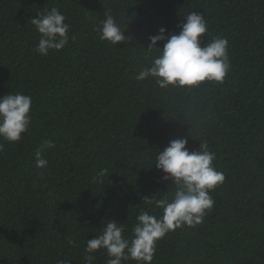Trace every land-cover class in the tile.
<instances>
[{"label": "trees", "instance_id": "16d2710c", "mask_svg": "<svg viewBox=\"0 0 264 264\" xmlns=\"http://www.w3.org/2000/svg\"><path fill=\"white\" fill-rule=\"evenodd\" d=\"M53 7L69 41L42 56L31 19ZM105 10L127 43L99 38ZM191 11L207 23L202 45L228 41L223 82L137 81L157 54L146 55L149 37L178 34ZM9 93L31 96L32 120L20 141L0 140V264H86L87 240L110 220L130 238L140 211L161 215L144 197L171 198L153 161L180 137L189 149L206 143L225 180L203 222L158 240L151 264H264V0H0V97Z\"/></svg>", "mask_w": 264, "mask_h": 264}, {"label": "clouds", "instance_id": "9594fccd", "mask_svg": "<svg viewBox=\"0 0 264 264\" xmlns=\"http://www.w3.org/2000/svg\"><path fill=\"white\" fill-rule=\"evenodd\" d=\"M104 16L97 26L99 38L113 46L119 42L127 43L131 38L125 36L124 27L117 23L111 10H105ZM183 17V22L177 25L178 34L168 32L165 35L167 30L160 27L157 34L149 37L146 55L153 51L157 54L152 57L150 66L135 76L137 81L151 78L161 89L196 87L204 81L223 82L230 68L227 39L214 37L202 45L201 37L207 33L204 15L191 11ZM65 19L55 7L44 9L31 19L40 34L34 49L38 54L47 56L50 50L60 51L65 47L69 41V25ZM158 41H164L162 48L157 47ZM31 107L30 95L9 93L0 97V140L12 143L22 139L31 124ZM187 144L185 137L172 139L154 156L155 167L163 173L160 179L171 181L174 191L170 199L168 196L161 199L144 197L143 202L154 204L161 215L157 217L148 211H140L130 238L123 235V224L116 220L106 222L99 235L87 240L86 264H93L91 253L100 249H104L109 257L107 264H124L130 260L136 264H151L158 240L178 228H194L203 222L215 203L210 193L223 184L225 176L213 165L215 153L207 150L206 143H200L199 150L189 149ZM43 147H55V143L46 141ZM0 150H3L2 143ZM35 163L43 168L48 162L38 151ZM104 175L103 170L98 173L99 177ZM68 243L72 241L69 239ZM59 264H70V261Z\"/></svg>", "mask_w": 264, "mask_h": 264}]
</instances>
